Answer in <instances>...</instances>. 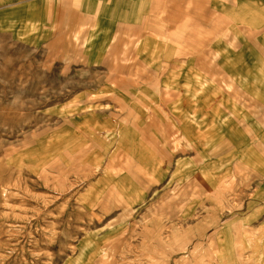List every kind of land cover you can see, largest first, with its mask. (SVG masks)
<instances>
[{"label":"rangeland","instance_id":"374dc122","mask_svg":"<svg viewBox=\"0 0 264 264\" xmlns=\"http://www.w3.org/2000/svg\"><path fill=\"white\" fill-rule=\"evenodd\" d=\"M110 1L0 0V264H88L151 214L204 223L182 264H264V0Z\"/></svg>","mask_w":264,"mask_h":264},{"label":"crops","instance_id":"0c3cea01","mask_svg":"<svg viewBox=\"0 0 264 264\" xmlns=\"http://www.w3.org/2000/svg\"><path fill=\"white\" fill-rule=\"evenodd\" d=\"M76 1H79V5L85 11H94V9H90L89 7V0ZM142 11V4L134 5L131 2L127 3L123 0L116 2L115 4L113 3V1H110L107 4V9L101 12L100 16L101 18H109V16L113 13H119L122 16L139 18L142 14ZM155 117L156 116H154L153 118ZM155 119H157V117ZM154 121L156 122V120ZM155 124L159 125V123L157 122ZM176 139L177 135L173 134L171 140L176 141ZM131 173L133 172L131 171ZM107 193L111 195L100 198L101 200L97 204H103L104 202H107L111 196L113 197V195H115L113 194V191ZM92 204L96 205V203ZM107 206H109L108 202L104 203V205H101L100 207L104 211H106ZM124 206H126V204H124ZM156 215L159 216L160 214ZM150 217L151 218L149 219V221H147V223L140 224L139 228H137L135 225H129L124 229H119L115 232H111L110 236L116 237L113 243L110 242L112 248H109L107 251H103L100 255L90 254V261L88 264L94 263L95 261H98L100 264H182V259L174 260L172 258L173 254L180 250L189 251V255L191 258L197 257L200 246H202V244L199 241L195 242L194 238L196 234H198V236L200 237H204L206 235V227H204V223L197 222L194 225L188 227H183L180 225L175 226L173 224H171V226H166L162 224V219L156 217L154 214H151ZM131 228L132 231H130ZM129 232L131 234H134V236L139 239L137 243H133L132 241H130L129 243L126 242L124 236L126 234H129ZM220 248V260H226L227 263V260H229L227 259L228 252L226 251L225 247L221 246ZM127 251L131 252L130 254L135 256H130L129 259L127 258V260H124V258H126L124 257V253L127 254ZM237 253L238 255H236V258H240V250H238ZM115 254L116 256L118 255L119 257H123L117 263L116 261L118 260V258L115 257ZM166 257L168 259L165 260Z\"/></svg>","mask_w":264,"mask_h":264}]
</instances>
